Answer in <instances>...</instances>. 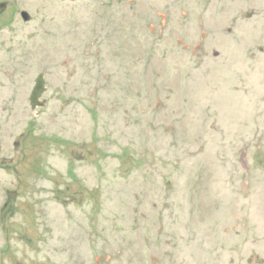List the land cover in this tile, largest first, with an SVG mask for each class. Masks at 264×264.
<instances>
[{"label":"rangeland","instance_id":"1","mask_svg":"<svg viewBox=\"0 0 264 264\" xmlns=\"http://www.w3.org/2000/svg\"><path fill=\"white\" fill-rule=\"evenodd\" d=\"M0 2V264L264 257V0Z\"/></svg>","mask_w":264,"mask_h":264},{"label":"water","instance_id":"2","mask_svg":"<svg viewBox=\"0 0 264 264\" xmlns=\"http://www.w3.org/2000/svg\"><path fill=\"white\" fill-rule=\"evenodd\" d=\"M6 9V3L0 2V14ZM252 13H248L247 17H250ZM20 15L25 21L30 20V14L26 10H21ZM46 90L45 79L43 73H40L34 80V86L29 95V103L32 110L44 106L45 102L41 99L42 94Z\"/></svg>","mask_w":264,"mask_h":264},{"label":"flooded vegetation","instance_id":"3","mask_svg":"<svg viewBox=\"0 0 264 264\" xmlns=\"http://www.w3.org/2000/svg\"><path fill=\"white\" fill-rule=\"evenodd\" d=\"M0 16H2V14ZM243 226H244V228H246L245 235H244L245 241L243 242L245 245V243L248 242L247 238H246V236L248 234V227L246 226V224H243ZM241 240L242 239L240 238L239 241H241ZM250 242H252V241L250 240ZM250 248H251V246L247 250H249ZM244 250L245 251H240L236 254L230 255L226 259H223L221 254H218V255H216V257L214 259V264H264V257L253 256L252 253L247 252L245 248H244Z\"/></svg>","mask_w":264,"mask_h":264}]
</instances>
